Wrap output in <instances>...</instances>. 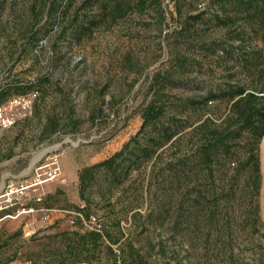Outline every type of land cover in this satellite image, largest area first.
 <instances>
[{"label":"trees","instance_id":"1","mask_svg":"<svg viewBox=\"0 0 264 264\" xmlns=\"http://www.w3.org/2000/svg\"><path fill=\"white\" fill-rule=\"evenodd\" d=\"M11 1V19L0 20V39L11 44L9 60L14 55L19 59L29 56L35 65L42 60L33 54L34 48L54 30L78 41L93 27L131 12L151 10L160 21L165 12L161 0H83L67 17L69 0ZM175 5L181 15L184 3L177 0ZM208 5L210 17L206 18V10L184 17L181 28L171 33L169 58L152 77L150 99L140 107L139 130L107 158L79 169L84 205L76 208L73 226L32 236L40 242L36 250L25 252L31 264H171L162 238L153 242L148 234L136 240L125 234L117 216L107 223L96 216L102 227H91L93 206L112 211L114 190L148 162V186L154 181L160 184L149 190L150 211L138 225L144 234L151 226L167 223L170 239L178 245L171 252L174 264H194L189 258L197 250L217 258L199 264H218L220 256L228 264H264L259 202L264 0H209ZM210 24L224 29V36H210ZM213 63L223 67L219 81L201 76L206 64L212 72ZM50 85L49 74L42 70L30 78L8 72L0 81V105L18 95L39 92L44 96ZM173 89L182 92L171 93ZM218 100L227 102V111L217 118L206 116L210 104ZM33 105L46 137L77 123L70 99L59 114L50 110L42 114L36 98ZM13 237L0 233V250ZM20 246L11 256L0 253V264L14 260Z\"/></svg>","mask_w":264,"mask_h":264},{"label":"rangeland","instance_id":"2","mask_svg":"<svg viewBox=\"0 0 264 264\" xmlns=\"http://www.w3.org/2000/svg\"><path fill=\"white\" fill-rule=\"evenodd\" d=\"M161 1L165 10L161 21L151 10L135 11L115 22L109 20L93 27L78 41H72L67 33L61 35L60 29L54 30L33 50V54L42 60L40 65H35L34 58L29 56L19 59L14 55L15 59L9 60L7 52L11 50V44L0 39V81L8 72L30 78L37 70H42L49 74L51 85L44 96L35 93L36 105L41 113L50 110L53 114H59L64 111V103L70 99L74 110L72 118L77 120L75 126L46 137L42 130L43 123L34 115L33 105L26 117L20 118L9 128L0 129V184L4 179L6 186L14 191L9 201L4 202L9 208L0 212V233L14 237L0 253L11 256L21 245L17 257L9 264H31L26 260L25 252L38 248L40 240L32 239L36 232L39 237L73 226L76 208L84 205L78 186L79 169L107 158L139 130L142 124L140 107L150 99L148 91L152 77L163 70V63L169 58L173 42L171 33L181 28L182 18L205 10L209 12V0H182V16L175 5L177 0ZM11 2L0 0L1 21L11 19ZM82 2L69 0L67 17ZM209 13L205 15L206 18L210 17ZM210 25V36H224V29ZM127 57L132 58L131 63L126 61ZM205 68V73L201 75L203 78L220 80L222 66L213 63L212 72L207 64ZM177 92L182 91H171ZM227 109V102L218 100L210 104L209 111L205 113L206 116L217 118ZM42 151L48 152L39 164L56 159L61 178L33 185L24 195H20L15 189L27 184V181L34 182L35 168L30 172L27 170L33 158ZM260 157L262 184L259 202L264 246V137L260 145ZM150 165L151 162H148L140 171H133L123 187L114 190L112 211L110 207L93 206L92 214L104 223L117 216L125 234L134 236L136 240L144 239L148 234L153 242L162 238L167 244L170 262L174 264V253L171 252L178 249V245L175 239H170L167 223L158 228L151 226L150 231L144 234H141L142 226L138 225L150 211L151 201L147 198L149 190L159 188L160 184L154 181L148 186ZM39 196L43 197L41 201L37 199ZM23 206H32L34 210L22 211ZM45 207H50V218H54L50 223L45 219ZM154 222L158 225L159 220ZM181 256L187 262L184 255ZM189 259L194 264L217 260L211 254L204 255L199 250L193 251ZM218 264H228V260L220 256Z\"/></svg>","mask_w":264,"mask_h":264},{"label":"built area","instance_id":"3","mask_svg":"<svg viewBox=\"0 0 264 264\" xmlns=\"http://www.w3.org/2000/svg\"><path fill=\"white\" fill-rule=\"evenodd\" d=\"M35 96V93L28 95H18L1 104L0 129L9 128L20 118L26 117L32 110ZM35 173L36 176L33 183H28L27 181V184L20 185L19 188L15 189V191H19L20 195H24L25 191L33 185H38L42 182L54 181L61 178V169L56 159H51L44 164H39L35 167ZM11 193H14L13 188L6 186L4 192L0 195V212L9 208V205L4 204V202L9 201L8 198L10 197ZM24 210L25 208H22V211ZM90 222L92 228L101 229L102 224L96 216H92Z\"/></svg>","mask_w":264,"mask_h":264},{"label":"water","instance_id":"4","mask_svg":"<svg viewBox=\"0 0 264 264\" xmlns=\"http://www.w3.org/2000/svg\"><path fill=\"white\" fill-rule=\"evenodd\" d=\"M48 151H42L41 153L37 154L33 160L30 163V166L28 168V172L32 171L36 166H38L37 164H39V161L43 158L44 155H46ZM6 188V183L5 180L3 179V181L0 184V195L3 193V191Z\"/></svg>","mask_w":264,"mask_h":264},{"label":"crops","instance_id":"5","mask_svg":"<svg viewBox=\"0 0 264 264\" xmlns=\"http://www.w3.org/2000/svg\"><path fill=\"white\" fill-rule=\"evenodd\" d=\"M25 210H28V211L31 212V211L34 210V208H33V207H26ZM25 210H24V211H25ZM44 210H45V212H46V213H45V214H46L45 219L48 220L49 223H50L51 221H53L54 218H53V216L50 218V212H49V210H47V209H44ZM47 212H49V213H47ZM49 218H50V219H49Z\"/></svg>","mask_w":264,"mask_h":264},{"label":"bare ground","instance_id":"6","mask_svg":"<svg viewBox=\"0 0 264 264\" xmlns=\"http://www.w3.org/2000/svg\"><path fill=\"white\" fill-rule=\"evenodd\" d=\"M28 172V171H27Z\"/></svg>","mask_w":264,"mask_h":264}]
</instances>
